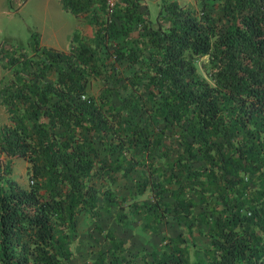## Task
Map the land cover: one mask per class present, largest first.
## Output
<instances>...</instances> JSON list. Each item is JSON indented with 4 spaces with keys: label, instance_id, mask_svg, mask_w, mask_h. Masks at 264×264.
I'll list each match as a JSON object with an SVG mask.
<instances>
[{
    "label": "trees",
    "instance_id": "1",
    "mask_svg": "<svg viewBox=\"0 0 264 264\" xmlns=\"http://www.w3.org/2000/svg\"><path fill=\"white\" fill-rule=\"evenodd\" d=\"M58 1L89 38L0 46V264H71L75 224L110 209L144 239L95 225L89 264H264V0H160L153 20L143 0Z\"/></svg>",
    "mask_w": 264,
    "mask_h": 264
},
{
    "label": "rangeland",
    "instance_id": "2",
    "mask_svg": "<svg viewBox=\"0 0 264 264\" xmlns=\"http://www.w3.org/2000/svg\"><path fill=\"white\" fill-rule=\"evenodd\" d=\"M116 1V0H114ZM160 0H143L142 6L147 11L150 19L153 20ZM198 13L197 0H175ZM79 28V38H89L91 28L86 24L79 25L78 21L66 10H64L58 0H0V46H19V51L31 54L28 49L30 35L33 32L38 34L39 44L45 47H52L57 50L66 51L75 42L70 40L71 33ZM41 45V46H42ZM4 58L0 55V87L5 80L10 78V69L5 68ZM197 74L207 82L210 79L207 75L209 61L206 55L194 61ZM94 92V90H91ZM6 121L3 107L0 105V124ZM7 159L5 158V161ZM10 175L19 185L27 187L30 179L26 174V162L22 158H12L9 160ZM149 193L138 196V200L149 198ZM195 212V209H194ZM100 226L104 231L112 232L117 238L125 242V247L134 251L140 248L144 236L137 229L122 230L114 219V212L110 209L106 213L100 214L95 219H81L75 224L74 233L68 245L71 252V264H89L94 259V252L106 245L103 235L96 231ZM174 229L182 230L181 226H173ZM154 238V236L152 237ZM193 244L188 243L190 257L199 258L202 249L208 244V239L201 233L193 229L191 234Z\"/></svg>",
    "mask_w": 264,
    "mask_h": 264
},
{
    "label": "built area",
    "instance_id": "3",
    "mask_svg": "<svg viewBox=\"0 0 264 264\" xmlns=\"http://www.w3.org/2000/svg\"><path fill=\"white\" fill-rule=\"evenodd\" d=\"M113 3H114V0H105V4H106L108 10H110L113 7Z\"/></svg>",
    "mask_w": 264,
    "mask_h": 264
},
{
    "label": "crops",
    "instance_id": "4",
    "mask_svg": "<svg viewBox=\"0 0 264 264\" xmlns=\"http://www.w3.org/2000/svg\"><path fill=\"white\" fill-rule=\"evenodd\" d=\"M71 36H72V33H71ZM71 39V38H70ZM40 45H42L41 43H40ZM43 46V45H42ZM52 48V47H51ZM54 49V48H53ZM57 50V49H56Z\"/></svg>",
    "mask_w": 264,
    "mask_h": 264
}]
</instances>
